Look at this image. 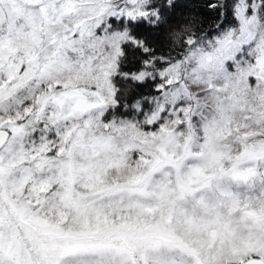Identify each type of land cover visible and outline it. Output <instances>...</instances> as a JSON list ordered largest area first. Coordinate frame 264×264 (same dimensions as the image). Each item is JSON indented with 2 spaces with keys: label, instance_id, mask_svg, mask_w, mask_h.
I'll return each mask as SVG.
<instances>
[{
  "label": "snow or ice",
  "instance_id": "1",
  "mask_svg": "<svg viewBox=\"0 0 264 264\" xmlns=\"http://www.w3.org/2000/svg\"><path fill=\"white\" fill-rule=\"evenodd\" d=\"M0 264H264V0H0Z\"/></svg>",
  "mask_w": 264,
  "mask_h": 264
},
{
  "label": "trees",
  "instance_id": "2",
  "mask_svg": "<svg viewBox=\"0 0 264 264\" xmlns=\"http://www.w3.org/2000/svg\"><path fill=\"white\" fill-rule=\"evenodd\" d=\"M189 27H191V28H195V24L194 23H192V22H189V25H188ZM174 38V36H170L169 37V39H173Z\"/></svg>",
  "mask_w": 264,
  "mask_h": 264
}]
</instances>
